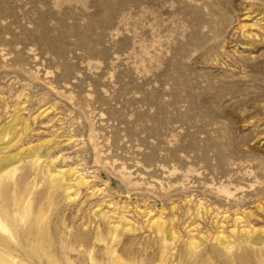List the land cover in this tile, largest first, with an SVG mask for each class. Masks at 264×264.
I'll return each instance as SVG.
<instances>
[{"label": "rangeland", "instance_id": "374dc122", "mask_svg": "<svg viewBox=\"0 0 264 264\" xmlns=\"http://www.w3.org/2000/svg\"><path fill=\"white\" fill-rule=\"evenodd\" d=\"M0 148V264H258L264 0H0Z\"/></svg>", "mask_w": 264, "mask_h": 264}, {"label": "bare ground", "instance_id": "6f19581e", "mask_svg": "<svg viewBox=\"0 0 264 264\" xmlns=\"http://www.w3.org/2000/svg\"><path fill=\"white\" fill-rule=\"evenodd\" d=\"M0 149H2V148H0ZM28 156H30L29 153H27L25 155L21 154V157H28ZM20 158L16 157V156H13V157H8V156L0 157V173L2 171H4V170H7V169H12L13 172H16L17 164L19 163ZM7 208H8V206L4 207V206L0 205V232L8 234L11 237H14V238L18 239L19 230L17 228V226H18V219L17 218L19 217L21 219V217H25L28 214L29 209L25 208L20 216H16L15 214L10 215V212H9V210H7ZM2 209H3V213L1 212ZM257 210L264 214V205H262V204L258 205L257 206ZM196 212L200 213V209L197 208ZM9 216H11V218H12V223L9 222V220H8ZM250 216L251 215H247V216H244V217H238L235 220V224H240V223H244V222L246 223L249 220ZM33 228H34V225L31 224L28 227V231L31 232V230ZM240 237H241V239L244 238L245 237L244 233H242V236H240ZM263 239H264V237H263V235L260 232L254 231V233H252V235L250 237L244 238L243 241H244V244L257 246V245H259V244H261L263 242ZM218 241H219V244L221 246H224L225 243H227L226 241H224V239H222L220 237L218 238ZM228 243L231 244V241L228 242ZM195 245H197V244H195ZM261 255H264V249L261 250ZM0 261H1V258H0ZM258 264H264V257L260 258Z\"/></svg>", "mask_w": 264, "mask_h": 264}]
</instances>
